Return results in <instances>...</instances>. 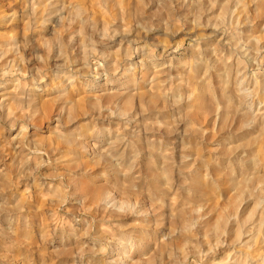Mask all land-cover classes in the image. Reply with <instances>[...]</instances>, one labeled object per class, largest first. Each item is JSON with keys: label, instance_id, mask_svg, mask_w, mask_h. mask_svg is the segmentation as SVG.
Listing matches in <instances>:
<instances>
[{"label": "clouds", "instance_id": "clouds-1", "mask_svg": "<svg viewBox=\"0 0 264 264\" xmlns=\"http://www.w3.org/2000/svg\"><path fill=\"white\" fill-rule=\"evenodd\" d=\"M0 264H264V0H0Z\"/></svg>", "mask_w": 264, "mask_h": 264}, {"label": "rangeland", "instance_id": "rangeland-1", "mask_svg": "<svg viewBox=\"0 0 264 264\" xmlns=\"http://www.w3.org/2000/svg\"><path fill=\"white\" fill-rule=\"evenodd\" d=\"M40 123H41V126H43L44 125V120H41ZM40 207L42 208L43 207V204H41Z\"/></svg>", "mask_w": 264, "mask_h": 264}]
</instances>
